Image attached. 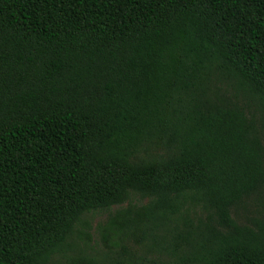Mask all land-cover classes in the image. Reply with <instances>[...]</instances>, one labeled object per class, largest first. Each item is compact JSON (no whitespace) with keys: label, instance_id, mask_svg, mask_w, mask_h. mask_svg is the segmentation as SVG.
Returning a JSON list of instances; mask_svg holds the SVG:
<instances>
[{"label":"trees","instance_id":"1","mask_svg":"<svg viewBox=\"0 0 264 264\" xmlns=\"http://www.w3.org/2000/svg\"><path fill=\"white\" fill-rule=\"evenodd\" d=\"M134 194L158 258L72 240ZM162 251L264 264V0H0V264Z\"/></svg>","mask_w":264,"mask_h":264},{"label":"rangeland","instance_id":"2","mask_svg":"<svg viewBox=\"0 0 264 264\" xmlns=\"http://www.w3.org/2000/svg\"><path fill=\"white\" fill-rule=\"evenodd\" d=\"M148 198H143L138 194H134L129 202H126L122 205L114 206L110 211H96L93 213L88 214L85 217V224L80 225V229L85 231L90 240L86 238L85 235H79L78 232L73 236V241H79L82 244H88V254L93 256L96 259L104 260L107 259L111 255V253H120L122 252V245H124L129 253H124L122 256L129 257L130 260H133L135 257L137 260L139 258H146L149 260L158 258L160 253L159 250L161 248L155 244L152 238L148 240H140L136 238L131 233H128L127 230H119L116 227H112V221L115 217L123 214L127 208L130 206L133 207H140L145 205L148 202ZM197 214H200V210L197 209ZM191 217L196 218L193 211L191 212ZM127 232V233H125ZM163 232H159L161 234ZM116 234L120 236L121 240L119 241L118 245L111 247V245L117 241ZM110 235L108 240H105V236ZM81 236V237H80ZM159 242V240H158ZM162 257L158 261L159 264H166L169 260L167 254L162 251ZM56 262H64L65 259L57 255L55 257Z\"/></svg>","mask_w":264,"mask_h":264}]
</instances>
